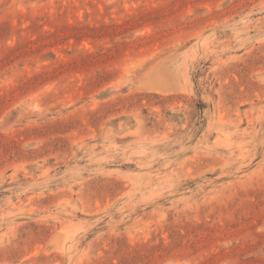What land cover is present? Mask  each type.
Segmentation results:
<instances>
[{
  "label": "rangeland",
  "instance_id": "rangeland-1",
  "mask_svg": "<svg viewBox=\"0 0 264 264\" xmlns=\"http://www.w3.org/2000/svg\"><path fill=\"white\" fill-rule=\"evenodd\" d=\"M0 264H264V0H0Z\"/></svg>",
  "mask_w": 264,
  "mask_h": 264
}]
</instances>
